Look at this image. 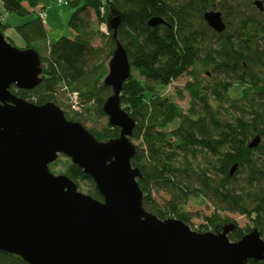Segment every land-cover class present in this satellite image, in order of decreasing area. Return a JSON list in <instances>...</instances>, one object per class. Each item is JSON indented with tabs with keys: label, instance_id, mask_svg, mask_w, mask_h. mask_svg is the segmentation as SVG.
<instances>
[{
	"label": "trees",
	"instance_id": "trees-1",
	"mask_svg": "<svg viewBox=\"0 0 264 264\" xmlns=\"http://www.w3.org/2000/svg\"><path fill=\"white\" fill-rule=\"evenodd\" d=\"M67 1L76 8L69 20L74 38L60 37L49 43L40 16L16 26L25 48L39 53L43 74L35 88L12 87V92L38 105L54 102L69 120L83 126L84 111L107 116L103 104L112 88L104 78L116 48L109 20L120 16L118 39L132 64L120 98L123 109L136 122L130 139L140 140L131 164L141 170L138 183L143 206L161 219L174 217L189 223L191 217L184 205L191 195L201 196L216 209L207 216L213 232L221 227L214 223L220 219L216 212L228 211L254 215L264 236V8L259 10L255 0ZM2 2L6 10L24 15L34 12L42 0ZM211 9L222 12L223 32L213 30L204 20V12ZM152 17H161L163 22L150 26ZM102 23L108 34L101 30ZM9 27L0 18L3 34ZM104 37L108 48L93 44L96 38ZM198 65L215 72L212 82L205 85V76L194 73ZM185 74L192 79L184 85L190 97L187 110L160 94ZM235 86L239 88L233 96ZM72 91L78 92L81 111L73 110L70 104L68 110L63 109L59 96ZM172 124L175 127L168 129ZM88 130L100 141L118 137L120 132L110 124L105 130ZM256 135L261 141L251 148L249 142ZM236 163L237 169L230 175ZM63 174L78 188L80 182L88 181L87 193L103 200L94 180L77 164L70 161ZM161 190L168 199L154 197L153 193ZM207 229L200 225L197 231ZM250 230L238 228L229 237L236 241ZM0 264L29 263L0 250Z\"/></svg>",
	"mask_w": 264,
	"mask_h": 264
},
{
	"label": "water",
	"instance_id": "water-1",
	"mask_svg": "<svg viewBox=\"0 0 264 264\" xmlns=\"http://www.w3.org/2000/svg\"><path fill=\"white\" fill-rule=\"evenodd\" d=\"M254 4L263 10L261 0ZM203 18L217 32L226 28L220 10H207ZM162 22L152 17L148 24ZM120 24L118 15L109 20L116 48L104 78L112 94L103 104L109 124L120 132L106 141L69 120L54 102L38 105L12 92L38 86L43 64L35 49L14 46L0 31V250L29 264H264L258 228L232 241L234 223L198 232L143 206L141 170L131 164L136 122L120 98L132 69L118 39ZM260 140L256 135L249 146ZM60 154L91 176L103 200L50 171ZM236 169L237 163L230 175Z\"/></svg>",
	"mask_w": 264,
	"mask_h": 264
},
{
	"label": "rangeland",
	"instance_id": "rangeland-1",
	"mask_svg": "<svg viewBox=\"0 0 264 264\" xmlns=\"http://www.w3.org/2000/svg\"><path fill=\"white\" fill-rule=\"evenodd\" d=\"M58 0H42L41 5L45 6L46 17L43 20L45 24V28L47 30L48 42L53 43L57 41L60 37H69L74 38L75 32L69 26V20L72 13L75 11V7L70 4H62L59 5L57 3ZM39 17V11H34L28 14L20 15L18 13L8 11L4 7L2 0H0V18L3 20L4 24H8L10 27L5 31V37H9L14 46L18 48H25L26 43L23 37L16 30V26L24 24L31 19ZM92 18L95 24V28H98L97 20L95 14L92 12ZM107 42V37L104 38H96L93 42L94 45H105ZM108 45V44H107ZM106 46V45H105ZM105 48H108L107 46ZM45 53V52H43ZM133 74L142 79L137 70L132 71ZM199 73L201 76H205L203 81L204 84H209L214 80L215 72L211 68H202L201 66H196L194 73ZM192 80L191 75L185 74L178 78L177 80L170 83L164 89L161 90L160 94L164 98H169L170 100L177 103L181 108L187 110L189 107L190 97L187 91L184 90V85ZM238 86L232 90V95L238 93ZM180 92H182V97H180ZM59 100L62 103L63 109L68 110L67 105H69L68 98L66 95L61 94L59 96ZM213 101V99L211 100ZM214 103V102H213ZM215 104V103H214ZM84 116V126L89 129L93 128L96 130H105L108 128L109 122L108 117H98L93 114H87L85 111L83 112ZM175 127V124L169 126L168 129H172ZM132 142L135 145L140 143V140L132 139ZM71 161V159L65 155L60 154L53 163L49 165V169L54 174H63L66 166ZM81 186L78 188L79 191L83 193H87V186L89 184L88 181L80 182ZM154 197L158 201H162L163 199H168V195L164 191L154 192ZM184 210L187 214L190 215V222L187 223L191 229L198 230L200 225L207 226L209 229L203 232H213L210 228L213 229V226L207 220V216H212L213 212L216 211L214 206L208 199L203 197L191 195L186 204L184 205ZM220 215V219L216 220L214 223L218 226H223L228 222H236L238 224V228L246 229L256 227L255 222L247 215H242L235 212L228 211H219L216 212ZM168 218V217H167ZM205 228V227H204ZM248 233V232H247ZM264 238V236H262Z\"/></svg>",
	"mask_w": 264,
	"mask_h": 264
},
{
	"label": "built area",
	"instance_id": "built-area-1",
	"mask_svg": "<svg viewBox=\"0 0 264 264\" xmlns=\"http://www.w3.org/2000/svg\"><path fill=\"white\" fill-rule=\"evenodd\" d=\"M57 3L59 5L68 4V1L67 0H58ZM38 11H39V16L41 17L42 20H44L45 17H46V12H45L44 7L41 6ZM100 28L106 34L109 33L108 32V29H107V26H106L105 23H102L101 26H100ZM63 90L65 91L66 90V87H64ZM66 96L68 98L69 104L71 105V108L73 110H76V111H81L82 104H81V101L79 99L78 92H76V91L67 92L66 93Z\"/></svg>",
	"mask_w": 264,
	"mask_h": 264
},
{
	"label": "flooded vegetation",
	"instance_id": "flooded-vegetation-1",
	"mask_svg": "<svg viewBox=\"0 0 264 264\" xmlns=\"http://www.w3.org/2000/svg\"><path fill=\"white\" fill-rule=\"evenodd\" d=\"M260 141H261V140H260ZM250 218L254 221L255 216L252 215ZM254 222H255V221H254ZM228 223H234V224H235V228H234V230L238 229V227H239L238 224H237L236 222H228ZM228 223H226V224H228ZM226 224H224V225H226ZM224 225H223V226H224ZM255 225H256V224H255ZM223 226L218 227V228L215 230V232L222 231V227H223ZM254 228H258V227L256 226V227H254ZM252 229H253V228H252ZM258 229H259V228H258ZM234 230H233V231H234ZM233 231H232V232H233ZM250 231H251V230H250ZM250 231H249V232H250ZM246 233H247V232H246ZM229 235H230V234H229ZM253 261H254L253 263H257V261H255V260H253Z\"/></svg>",
	"mask_w": 264,
	"mask_h": 264
},
{
	"label": "crops",
	"instance_id": "crops-1",
	"mask_svg": "<svg viewBox=\"0 0 264 264\" xmlns=\"http://www.w3.org/2000/svg\"><path fill=\"white\" fill-rule=\"evenodd\" d=\"M42 5H40V6H38L36 9H35V11H38L39 10V7H41ZM3 21V20H2Z\"/></svg>",
	"mask_w": 264,
	"mask_h": 264
}]
</instances>
